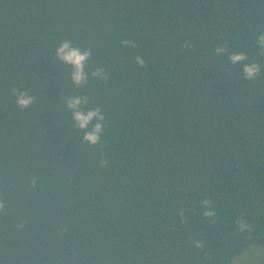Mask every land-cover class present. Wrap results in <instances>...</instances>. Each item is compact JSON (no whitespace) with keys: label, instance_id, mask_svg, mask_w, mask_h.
Segmentation results:
<instances>
[{"label":"trees","instance_id":"obj_1","mask_svg":"<svg viewBox=\"0 0 264 264\" xmlns=\"http://www.w3.org/2000/svg\"><path fill=\"white\" fill-rule=\"evenodd\" d=\"M261 34L264 0H0V264H232L264 247ZM65 39L92 50L83 87L54 59ZM72 95L101 108L99 144L73 128Z\"/></svg>","mask_w":264,"mask_h":264},{"label":"clouds","instance_id":"obj_2","mask_svg":"<svg viewBox=\"0 0 264 264\" xmlns=\"http://www.w3.org/2000/svg\"><path fill=\"white\" fill-rule=\"evenodd\" d=\"M122 47H131L135 48V41L123 40L121 41ZM257 46L264 50V34H261L257 38ZM217 55H221L228 51L227 46L217 47L215 50ZM92 56L91 48L82 49L74 45L72 40L65 39L63 40L55 49L54 59L65 66H67L70 71L68 72V77L70 78L71 83L77 87H83L88 83L89 80V71L87 70V63ZM136 63L140 67L145 66L144 60L137 56ZM229 61L232 64H236L240 61H245L248 59L247 55L244 53L240 54H231L228 57ZM243 77L247 80H254L257 75L261 72V66L259 63H246L243 65ZM92 78H102L107 79L106 74L104 73L103 68H96L91 72ZM11 95L15 97V104L21 110L29 108L35 100V97L30 95L27 90H21L20 88L13 87L11 88ZM65 106L72 113L73 128L84 131L83 140L87 142L90 146H95L101 142V135L104 131L103 121L105 116L102 114V110L99 106L94 109L83 111L81 106L87 104L86 96H65ZM96 121L89 130V125ZM107 163V160H102L101 164L104 165ZM35 183V181H33ZM202 206L205 207L203 213L204 216L209 217L213 216L215 213L209 207L211 201L208 199L203 200ZM0 211H3V204L0 203ZM237 224L243 229L246 227L242 222L237 221ZM199 246V243H197Z\"/></svg>","mask_w":264,"mask_h":264},{"label":"rangeland","instance_id":"obj_3","mask_svg":"<svg viewBox=\"0 0 264 264\" xmlns=\"http://www.w3.org/2000/svg\"><path fill=\"white\" fill-rule=\"evenodd\" d=\"M232 264H264V247L252 246L236 257Z\"/></svg>","mask_w":264,"mask_h":264}]
</instances>
